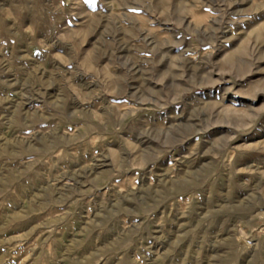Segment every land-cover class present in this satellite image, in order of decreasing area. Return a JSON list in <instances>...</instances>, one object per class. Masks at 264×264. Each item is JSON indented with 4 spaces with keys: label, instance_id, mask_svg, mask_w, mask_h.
<instances>
[{
    "label": "rangeland",
    "instance_id": "rangeland-1",
    "mask_svg": "<svg viewBox=\"0 0 264 264\" xmlns=\"http://www.w3.org/2000/svg\"><path fill=\"white\" fill-rule=\"evenodd\" d=\"M0 264H264V0H0Z\"/></svg>",
    "mask_w": 264,
    "mask_h": 264
}]
</instances>
